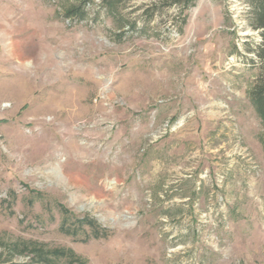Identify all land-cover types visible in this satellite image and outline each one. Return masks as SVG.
<instances>
[{"label":"rangeland","instance_id":"374dc122","mask_svg":"<svg viewBox=\"0 0 264 264\" xmlns=\"http://www.w3.org/2000/svg\"><path fill=\"white\" fill-rule=\"evenodd\" d=\"M175 1L0 0V264H264L261 30Z\"/></svg>","mask_w":264,"mask_h":264},{"label":"trees","instance_id":"16d2710c","mask_svg":"<svg viewBox=\"0 0 264 264\" xmlns=\"http://www.w3.org/2000/svg\"><path fill=\"white\" fill-rule=\"evenodd\" d=\"M86 1V0H84ZM177 4H181L183 9H188L189 7L193 6L196 0H176ZM251 6V13H252V26L254 29L261 30V43L258 47L254 50L256 56L259 60L260 72L253 84L252 90L250 92L251 99L254 103V106L264 121V0H249ZM113 4V3H111ZM81 6L72 5L67 10V15H79L80 17H84V11H80ZM61 213L63 215L61 230L71 236H78L79 234H83L85 241L90 239H102L108 238L112 234V230L110 228L102 226L98 222L97 219L91 217L88 213H84L82 216L75 214L74 212L70 211L64 205H59ZM75 218V224H69L70 218ZM83 232V233H81ZM67 257L71 256L76 258L78 264H86V262L78 257L73 250H51V251H42L38 253L39 261L43 263H51V257Z\"/></svg>","mask_w":264,"mask_h":264}]
</instances>
